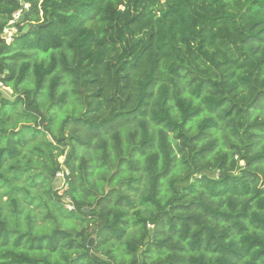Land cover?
I'll use <instances>...</instances> for the list:
<instances>
[{
    "label": "trees",
    "instance_id": "16d2710c",
    "mask_svg": "<svg viewBox=\"0 0 264 264\" xmlns=\"http://www.w3.org/2000/svg\"><path fill=\"white\" fill-rule=\"evenodd\" d=\"M0 82V264H264V0H0Z\"/></svg>",
    "mask_w": 264,
    "mask_h": 264
},
{
    "label": "rangeland",
    "instance_id": "374dc122",
    "mask_svg": "<svg viewBox=\"0 0 264 264\" xmlns=\"http://www.w3.org/2000/svg\"><path fill=\"white\" fill-rule=\"evenodd\" d=\"M17 98V95H14L13 94V91L12 90H9V89H5V87H0V99H3V100H6L8 102H12L14 101L15 99ZM22 109V108H21ZM27 118L22 116V114H20V107L17 108L14 112H12L10 114V117L9 119L7 120L6 122V127L7 129H12L13 128H18L20 127V125L23 124V122H26ZM45 122L42 120V118H40L38 120V126H39V129L41 131V134L40 135H37L34 139L32 140H29L27 137H25V139L27 140V149H25L26 151V155L29 156V157H26L24 159H22V161H27L28 159H31V163H37V164H41L43 165V159L42 158H37L35 154L31 155L30 151H28L30 148H34V147H38V148H41L43 151H46L47 152V148H46V143L47 142H51L52 139L49 135V133L43 128V124ZM55 143V142H54ZM24 151V152H25ZM65 152H67V148H65ZM54 154V153H53ZM64 160V157L62 156H59L57 158V161L59 163H62ZM52 188H53V192H55L57 194L58 197H61L62 201L64 202L63 200V192L66 190L67 188V181L64 180V177H59L53 184H52ZM38 191V192H36ZM3 192L2 188L0 187V194ZM30 192L33 194V193H42V190L41 189H35L34 190L30 189ZM46 195V193H44ZM43 196V195H42ZM47 196V195H46ZM44 197V196H43ZM6 197H2V202L5 201ZM44 200H49L48 196L45 198L44 197ZM68 201V200H67ZM66 208L69 206V205H66ZM71 208V207H70ZM68 209V208H67ZM36 212H40V209L36 208L35 209ZM88 212V211H87Z\"/></svg>",
    "mask_w": 264,
    "mask_h": 264
},
{
    "label": "built area",
    "instance_id": "2783aa9c",
    "mask_svg": "<svg viewBox=\"0 0 264 264\" xmlns=\"http://www.w3.org/2000/svg\"><path fill=\"white\" fill-rule=\"evenodd\" d=\"M29 9V4L25 3L23 1H19V8L17 11H15L11 18L8 20L7 24L4 26L1 34V38L4 40L6 44H10L13 39L18 35L20 26L23 25L22 20L25 12H27ZM0 87L3 88L2 83L0 82ZM63 174L61 172L56 174V179L59 177H62ZM68 209L70 206L67 207Z\"/></svg>",
    "mask_w": 264,
    "mask_h": 264
},
{
    "label": "water",
    "instance_id": "95a60500",
    "mask_svg": "<svg viewBox=\"0 0 264 264\" xmlns=\"http://www.w3.org/2000/svg\"><path fill=\"white\" fill-rule=\"evenodd\" d=\"M30 28H31V25H25L24 28H23V32L25 33V32H26L28 29H30ZM84 211L87 212V209H84ZM92 245H93V239H90V240L88 241L87 246H88V247H92Z\"/></svg>",
    "mask_w": 264,
    "mask_h": 264
}]
</instances>
